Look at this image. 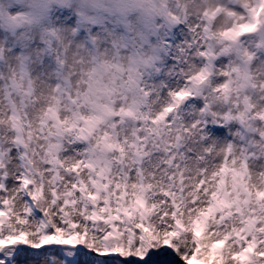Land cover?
I'll return each instance as SVG.
<instances>
[{
    "label": "clouds",
    "instance_id": "obj_1",
    "mask_svg": "<svg viewBox=\"0 0 264 264\" xmlns=\"http://www.w3.org/2000/svg\"><path fill=\"white\" fill-rule=\"evenodd\" d=\"M51 245L264 264V0H0V252Z\"/></svg>",
    "mask_w": 264,
    "mask_h": 264
},
{
    "label": "snow or ice",
    "instance_id": "obj_2",
    "mask_svg": "<svg viewBox=\"0 0 264 264\" xmlns=\"http://www.w3.org/2000/svg\"><path fill=\"white\" fill-rule=\"evenodd\" d=\"M18 249H16L11 256L7 255L4 252H0V264H13V261H15L16 264H29V262L32 261H35L36 264H39L42 257L47 259L49 257V254H53L52 251L34 252L31 251L32 249L30 248H27L29 249V251H25L24 248H18ZM64 257H65V264H68V261L66 259L67 253L64 254ZM85 257H86L85 252H80L79 256H77V259L80 262V264H83ZM147 261L148 264H178V262L175 261V257H172L170 253L168 254L160 253L159 256L154 255L151 257L150 260L148 259ZM53 264H55V262H53Z\"/></svg>",
    "mask_w": 264,
    "mask_h": 264
},
{
    "label": "rangeland",
    "instance_id": "obj_3",
    "mask_svg": "<svg viewBox=\"0 0 264 264\" xmlns=\"http://www.w3.org/2000/svg\"><path fill=\"white\" fill-rule=\"evenodd\" d=\"M20 248H24L25 251H29V249H27V247L25 246H20ZM31 251L37 252L36 250H31ZM48 251H52L53 254L59 255L61 256V258H65L63 257V254L60 251V246H56V245L46 246L45 248L40 249L38 252H48ZM80 252L86 253V257L83 261V264H93L94 261H99V264H148V261H139L133 257L123 259L119 255L115 256L114 254L99 256L93 252L84 250L81 246H78L77 256H79ZM154 255L159 256L160 253L150 252L148 259L150 260L151 257ZM69 264H72L71 260L69 261Z\"/></svg>",
    "mask_w": 264,
    "mask_h": 264
}]
</instances>
